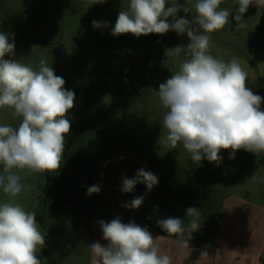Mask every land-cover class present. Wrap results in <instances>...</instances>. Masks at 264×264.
I'll return each mask as SVG.
<instances>
[{"label":"rangeland","instance_id":"374dc122","mask_svg":"<svg viewBox=\"0 0 264 264\" xmlns=\"http://www.w3.org/2000/svg\"><path fill=\"white\" fill-rule=\"evenodd\" d=\"M178 2L194 5L196 0ZM94 3L0 0V31L15 42L11 58L34 70L44 58L75 93L60 169L20 172L21 194L10 198L0 190V203L12 199L35 213L46 238L37 249L41 264H94L99 258L89 246L108 243L98 221L117 216L147 228L171 264H264V154L241 149L229 159L230 150H221L219 164L193 163L182 144L172 149L158 143L167 133L161 122L168 111L159 100V85L189 58L183 52L166 58L165 49L189 40L174 31L114 37L111 28L129 0ZM234 5L235 0H222L220 7L232 13ZM93 20L109 26L94 29ZM237 23L230 15L222 30L210 34V54L225 62L236 59L248 75L246 86L264 98V8L250 6L245 27ZM20 121L11 109H0V125L15 128ZM142 168L158 177V185L148 191L137 183L132 192L122 193V179L134 178ZM93 185L101 190L89 196ZM136 196L144 197L140 208L123 207ZM188 207L201 212V227L191 239ZM167 217L182 219V239L157 226Z\"/></svg>","mask_w":264,"mask_h":264},{"label":"clouds","instance_id":"9594fccd","mask_svg":"<svg viewBox=\"0 0 264 264\" xmlns=\"http://www.w3.org/2000/svg\"><path fill=\"white\" fill-rule=\"evenodd\" d=\"M106 2L95 0L94 4ZM221 3L222 0H196L194 5L178 0H129L111 28L114 37L128 33L136 38L163 36L169 31L187 36V45L165 49L166 58L179 57L182 52L189 58L159 85V100L168 111L161 122L167 133L158 143L172 149L182 144L193 163L206 159L219 164L221 150H230L229 159L241 149L264 154V98L246 86L248 75L236 59L225 62L210 54V34L222 30L230 15L238 22L237 27L244 28L242 21L248 8H264V0H235L232 13L221 8ZM180 11L185 16H178ZM193 11L195 15L186 18ZM92 26L107 28L109 22L93 20ZM6 56L10 58L5 59ZM14 56V40L0 31V109H11L14 118H21L15 128L0 125V190L10 198L18 197L24 189L20 172L60 169L65 137L71 129L67 116L75 100V93L64 87V78L57 76L44 58L34 70L11 58ZM137 183L151 191L159 181L155 174L142 168L134 178L122 179L121 192H132ZM100 190L98 185L90 186L87 195L99 194ZM143 199L136 196L123 207L138 209ZM200 215L195 207L186 209L190 239L201 227ZM98 223L102 238L108 243L94 242L89 246L99 258L94 264H171L168 255L159 253L156 239L147 228L134 221L123 223L119 216ZM156 224L168 235L183 238L182 219L167 217L158 219ZM45 244L35 213L12 199L0 203V264H41L37 249Z\"/></svg>","mask_w":264,"mask_h":264},{"label":"trees","instance_id":"16d2710c","mask_svg":"<svg viewBox=\"0 0 264 264\" xmlns=\"http://www.w3.org/2000/svg\"><path fill=\"white\" fill-rule=\"evenodd\" d=\"M51 264V263H50Z\"/></svg>","mask_w":264,"mask_h":264}]
</instances>
